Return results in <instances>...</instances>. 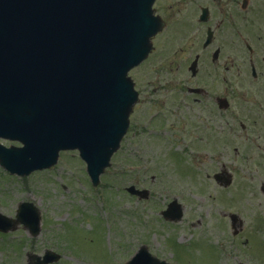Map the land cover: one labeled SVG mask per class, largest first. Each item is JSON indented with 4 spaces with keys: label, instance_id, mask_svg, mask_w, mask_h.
<instances>
[{
    "label": "rangeland",
    "instance_id": "obj_1",
    "mask_svg": "<svg viewBox=\"0 0 264 264\" xmlns=\"http://www.w3.org/2000/svg\"><path fill=\"white\" fill-rule=\"evenodd\" d=\"M171 33L160 35L158 47ZM160 53L130 72L140 99L121 148L97 187L77 151L62 152L55 167L27 177L12 176L0 167V213L15 217L19 203L28 201L42 216L36 238L23 227L0 233V264H28L27 253L43 255L46 249L62 255L56 264H125L142 245L169 264H264V194L259 182L255 186L243 179L240 164L229 162L225 165L235 183L223 189L213 180L222 164L195 159L193 148L189 157L176 156L183 150L176 149L172 127L174 99L169 96L167 106H161L164 97L156 89L162 74ZM130 185L148 189L150 198L131 196L126 192ZM174 198L185 208L180 222L161 215ZM227 213L243 221L238 236Z\"/></svg>",
    "mask_w": 264,
    "mask_h": 264
},
{
    "label": "water",
    "instance_id": "obj_2",
    "mask_svg": "<svg viewBox=\"0 0 264 264\" xmlns=\"http://www.w3.org/2000/svg\"><path fill=\"white\" fill-rule=\"evenodd\" d=\"M155 0H0V164L29 176L56 165L61 151L79 150L97 186L127 133L138 93L129 72L153 49L164 27L153 13ZM221 174L215 175L219 181ZM232 182L225 179V186ZM128 192L141 199L149 191ZM163 217L181 221L174 200ZM236 227L239 217L230 215ZM23 225L41 233V213L31 202L15 218L0 213V231ZM30 264H52L47 250ZM128 264H168L145 247Z\"/></svg>",
    "mask_w": 264,
    "mask_h": 264
},
{
    "label": "flooded vegetation",
    "instance_id": "obj_3",
    "mask_svg": "<svg viewBox=\"0 0 264 264\" xmlns=\"http://www.w3.org/2000/svg\"><path fill=\"white\" fill-rule=\"evenodd\" d=\"M154 9L166 24L155 40L172 31L150 57L160 49L156 89L161 106L174 99L176 156L193 148L222 164L213 180L223 189L235 183L225 164L239 163L264 194V0H156Z\"/></svg>",
    "mask_w": 264,
    "mask_h": 264
}]
</instances>
